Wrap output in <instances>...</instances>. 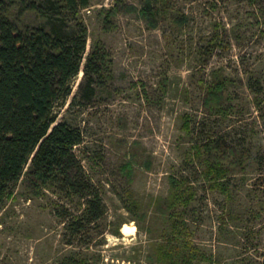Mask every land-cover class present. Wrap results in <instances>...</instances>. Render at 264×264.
<instances>
[{"label": "rangeland", "instance_id": "1", "mask_svg": "<svg viewBox=\"0 0 264 264\" xmlns=\"http://www.w3.org/2000/svg\"><path fill=\"white\" fill-rule=\"evenodd\" d=\"M7 14L46 24L18 4ZM77 19L81 66L99 42L109 73L87 103L81 70L54 113L82 131L73 151L105 213L74 234L83 201L54 187L31 196L21 179L0 208V264H165L152 250L176 218L202 253L194 264H264V0H91ZM217 81L223 111L207 113ZM219 136L234 153L206 175L200 144Z\"/></svg>", "mask_w": 264, "mask_h": 264}, {"label": "trees", "instance_id": "2", "mask_svg": "<svg viewBox=\"0 0 264 264\" xmlns=\"http://www.w3.org/2000/svg\"><path fill=\"white\" fill-rule=\"evenodd\" d=\"M16 4L19 14L34 11L46 24L20 27L7 14ZM90 4L91 0H0V208L21 179L31 196L54 187L83 201L81 213L67 223L74 234L105 213L100 194L73 151L83 141L82 131L66 120H57L54 113L55 105L72 93L71 82L81 70L78 90L87 103L107 80L109 58L101 43L94 44L81 66L88 35L77 15ZM70 18L75 21L72 25ZM223 87L217 81L207 88V113L223 111ZM76 99L77 93L73 102ZM200 146L214 162L205 174L224 173L223 159L232 156L233 147L221 136ZM170 206L167 203L162 208L168 211ZM187 235L185 222L176 218L170 233L152 252L165 264H194L202 253Z\"/></svg>", "mask_w": 264, "mask_h": 264}, {"label": "bare ground", "instance_id": "3", "mask_svg": "<svg viewBox=\"0 0 264 264\" xmlns=\"http://www.w3.org/2000/svg\"><path fill=\"white\" fill-rule=\"evenodd\" d=\"M122 232H123L124 234H128V233H129V225H128V224H124V225L122 226Z\"/></svg>", "mask_w": 264, "mask_h": 264}]
</instances>
